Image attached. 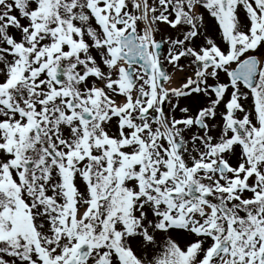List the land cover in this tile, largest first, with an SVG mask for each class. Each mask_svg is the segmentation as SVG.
I'll return each instance as SVG.
<instances>
[{
	"label": "snow or ice",
	"instance_id": "snow-or-ice-1",
	"mask_svg": "<svg viewBox=\"0 0 264 264\" xmlns=\"http://www.w3.org/2000/svg\"><path fill=\"white\" fill-rule=\"evenodd\" d=\"M0 264H264V0H0Z\"/></svg>",
	"mask_w": 264,
	"mask_h": 264
}]
</instances>
